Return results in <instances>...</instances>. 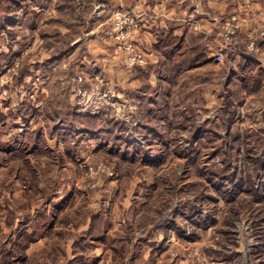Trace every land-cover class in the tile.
Listing matches in <instances>:
<instances>
[{
  "label": "rangeland",
  "instance_id": "obj_1",
  "mask_svg": "<svg viewBox=\"0 0 264 264\" xmlns=\"http://www.w3.org/2000/svg\"><path fill=\"white\" fill-rule=\"evenodd\" d=\"M46 1H0V264H264V68L169 56L117 90L118 8L50 0L48 33Z\"/></svg>",
  "mask_w": 264,
  "mask_h": 264
},
{
  "label": "crops",
  "instance_id": "obj_2",
  "mask_svg": "<svg viewBox=\"0 0 264 264\" xmlns=\"http://www.w3.org/2000/svg\"><path fill=\"white\" fill-rule=\"evenodd\" d=\"M97 2L100 5V1ZM101 5L110 6L111 13L114 8L129 9L139 21L134 39L138 49L144 53L145 60L142 64H137L134 67H129L126 64L127 55L117 48L114 40L110 39L112 33L107 34L104 31L105 33L102 34L105 41L110 39L108 44H110L111 50L110 53L105 52L108 55L105 62L110 67L107 72L113 73V77H115L112 87L117 90L121 85L130 86L137 83L135 85L138 86V83L143 81L142 76H146L147 73L151 80L150 83H153L156 80L155 73L157 71L166 72L174 66L175 68L179 66L177 70L184 71L181 64L169 65L166 61L169 56L179 57L188 54L212 56L215 59L217 53H223L226 59L229 57L234 59L233 65L236 69H238V65L245 70L264 68V39L260 51L253 56V59L245 58L247 35L250 32L259 33L264 30L262 0H104ZM38 7L37 5L31 8L33 15L35 13L32 27L35 28L38 25L39 29L41 26L47 27L48 33L51 30L54 33L56 18L54 13L49 16L50 0H47L43 7ZM52 9L54 10V8ZM30 11L23 14L24 17L29 15ZM234 17L239 19L242 27L239 34L240 44H229L223 37L224 25ZM101 21L104 19L88 23L86 29L97 28ZM99 36L100 34L97 36L92 34L93 38L89 42L92 50L108 48L99 40ZM48 52L43 57H45L44 60L47 59V64H50ZM242 59L249 62L239 63ZM255 61L259 63L258 67ZM250 62L252 64H249ZM205 67H208V64L195 65L197 70ZM141 73L144 74L141 75ZM126 74L129 79H122ZM261 85L264 89V79Z\"/></svg>",
  "mask_w": 264,
  "mask_h": 264
},
{
  "label": "built area",
  "instance_id": "obj_3",
  "mask_svg": "<svg viewBox=\"0 0 264 264\" xmlns=\"http://www.w3.org/2000/svg\"><path fill=\"white\" fill-rule=\"evenodd\" d=\"M113 38L117 42L118 48L127 55V64L134 67L137 64H142L145 60V55L140 51L134 39L135 32L139 26L138 18L132 11L126 8H118L112 14ZM242 27L237 17L231 18L224 25L223 37L229 44H240L239 34ZM264 39V30L250 32L247 35L246 53L252 56L260 51L262 40ZM216 61L224 62L225 56L223 53H217Z\"/></svg>",
  "mask_w": 264,
  "mask_h": 264
},
{
  "label": "trees",
  "instance_id": "obj_4",
  "mask_svg": "<svg viewBox=\"0 0 264 264\" xmlns=\"http://www.w3.org/2000/svg\"><path fill=\"white\" fill-rule=\"evenodd\" d=\"M112 37H113V35H112ZM112 37H110V39H112V40H114V38H112ZM110 39H109V41H110ZM114 42H116L115 40H114ZM116 44H117V42H116ZM123 52V51H122ZM125 53V52H124Z\"/></svg>",
  "mask_w": 264,
  "mask_h": 264
}]
</instances>
